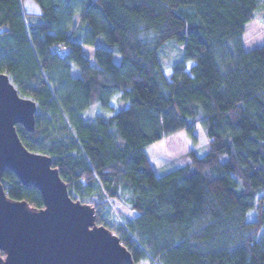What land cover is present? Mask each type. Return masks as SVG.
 Segmentation results:
<instances>
[{
    "label": "trees",
    "instance_id": "16d2710c",
    "mask_svg": "<svg viewBox=\"0 0 264 264\" xmlns=\"http://www.w3.org/2000/svg\"><path fill=\"white\" fill-rule=\"evenodd\" d=\"M32 2L0 0V72L38 103L35 128L16 125L23 143L52 158L133 264H264V44L244 45L264 0ZM170 39L183 58L162 66ZM200 121L209 151L159 174L146 147L184 129L196 141ZM2 183L44 207L14 171Z\"/></svg>",
    "mask_w": 264,
    "mask_h": 264
},
{
    "label": "water",
    "instance_id": "95a60500",
    "mask_svg": "<svg viewBox=\"0 0 264 264\" xmlns=\"http://www.w3.org/2000/svg\"><path fill=\"white\" fill-rule=\"evenodd\" d=\"M37 112L38 103L0 72V264H133L120 237L96 223L95 207L70 195L52 158L23 143L16 125L32 131ZM5 169L37 188L44 207L8 197Z\"/></svg>",
    "mask_w": 264,
    "mask_h": 264
},
{
    "label": "rangeland",
    "instance_id": "374dc122",
    "mask_svg": "<svg viewBox=\"0 0 264 264\" xmlns=\"http://www.w3.org/2000/svg\"><path fill=\"white\" fill-rule=\"evenodd\" d=\"M33 0H24L25 6H29V2ZM76 24L82 29L79 33L80 38L83 35L86 24L81 20L80 15H76ZM99 44L110 47L114 50V60L121 62L122 55L118 51L116 45H112L99 39ZM264 44V2L254 12V17L246 23V32L244 33V45L247 49H252ZM84 51L91 58L92 62L95 61L94 51L95 46L91 44L83 45ZM158 56L162 66L171 65L180 61L183 58V44L177 39H170L166 41L158 50ZM194 132L197 140L194 141L193 137L187 130H180L174 134L166 136L146 147V151L151 158L154 166L159 174L183 166L190 162L191 150H195L198 154H205L209 151V137L206 134V127L204 122L200 121L196 124ZM124 211L128 214L129 210L121 205ZM257 217V209L253 208L248 212L247 219L253 220ZM113 220L120 222L122 219L117 215H113ZM140 264H148L142 262Z\"/></svg>",
    "mask_w": 264,
    "mask_h": 264
},
{
    "label": "crops",
    "instance_id": "0c3cea01",
    "mask_svg": "<svg viewBox=\"0 0 264 264\" xmlns=\"http://www.w3.org/2000/svg\"><path fill=\"white\" fill-rule=\"evenodd\" d=\"M29 3H30V5H31L32 7L35 8V4H34L32 1H30Z\"/></svg>",
    "mask_w": 264,
    "mask_h": 264
}]
</instances>
